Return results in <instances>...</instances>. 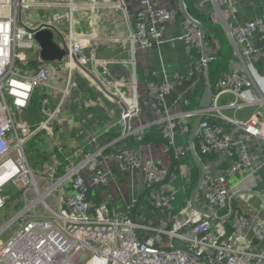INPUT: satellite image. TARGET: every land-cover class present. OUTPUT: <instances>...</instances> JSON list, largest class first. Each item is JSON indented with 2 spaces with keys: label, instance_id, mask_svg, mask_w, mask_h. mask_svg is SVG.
Listing matches in <instances>:
<instances>
[{
  "label": "built area",
  "instance_id": "obj_1",
  "mask_svg": "<svg viewBox=\"0 0 264 264\" xmlns=\"http://www.w3.org/2000/svg\"><path fill=\"white\" fill-rule=\"evenodd\" d=\"M199 1L205 8L204 0ZM208 1L210 19L224 28L236 59L212 85L208 107L200 106L201 95L195 107L184 109L180 104L190 103V87L177 91L176 86L191 81L194 68L202 65L207 75L214 56L208 54L206 61L202 58L201 38L207 32L186 19L180 9L159 8L153 0H140L134 26L128 21L127 40L133 50H158L168 40L165 28L181 14L183 31L171 40L183 42L189 53L193 48L201 52L199 58L191 56L193 61L185 72L176 70L172 77L165 73L162 78L152 72L147 96L140 101L136 80L133 93L124 90L122 82L115 81L111 88L103 79L106 62L100 70L104 75L88 66L83 49L92 44L91 36L77 29L82 4L75 0H0V213L9 200L4 192L12 187H22L24 203L0 228V235L13 229L0 246V264H264V189H255V176L264 166V19L239 23L231 0ZM89 6L98 10L95 4ZM115 7L127 18L126 0H118ZM41 9L50 15L40 16ZM45 28L66 49L62 59H42L35 34ZM256 35L263 44L255 43ZM59 62L61 67L56 65ZM53 72L63 86L51 81ZM77 72L120 106L122 123L127 115L130 120L140 116L143 107H149L156 118L137 128L130 126L117 139L110 136L116 126L107 124L99 135L106 142L91 151L77 148L64 154L69 163L66 172L58 175L59 165L48 160L46 173L36 175L28 160L27 143L40 131H48L67 105L71 91L79 87ZM36 94H42L38 106L33 102ZM30 110L41 112V118H30ZM17 115H21V124L16 123ZM197 116H201L200 124L191 139ZM37 121L39 125L32 129ZM150 128L166 142L172 156L169 166L140 152L139 145ZM179 136H186L187 142L176 144ZM97 139L94 136L90 142ZM131 139L134 144L128 146ZM118 144L122 148L113 151ZM107 153L118 161L121 171L143 173L149 204L164 214L157 224L130 215L128 210L135 208L137 199L123 211L88 197L91 185L103 188L109 182L112 173L104 168ZM83 172H89L92 184ZM196 172L198 181L187 195ZM42 182L47 186L41 188ZM199 183L196 208L192 195ZM249 193L261 202L244 212L237 202Z\"/></svg>",
  "mask_w": 264,
  "mask_h": 264
},
{
  "label": "crops",
  "instance_id": "obj_2",
  "mask_svg": "<svg viewBox=\"0 0 264 264\" xmlns=\"http://www.w3.org/2000/svg\"><path fill=\"white\" fill-rule=\"evenodd\" d=\"M75 1L82 4L80 12H77V16L81 17L77 29L79 32L91 36L92 44L90 43L83 49L88 59V66L103 74L100 70L103 69V62H106L107 72L105 75L103 74V79L111 88H114L115 81L122 82L123 89L133 93L132 82L136 80V93L139 100L143 101L147 96V78L145 76L155 71L161 78L165 76V73L167 76L172 77L176 70L185 72L189 62L193 61L187 45L180 41L171 40L172 37L183 31L181 15L171 21L165 28L164 35L168 40L160 49L143 50L135 48L133 50L127 40V35L130 32L128 21L134 26L140 0H126L129 12L127 18L122 10L115 7L118 0ZM153 1L159 8L180 9L179 0ZM194 1L201 8L200 1ZM204 2L205 8L210 7L208 0H204ZM231 3L236 21L239 23L264 19V0H231ZM90 4L97 5L98 10L92 11ZM64 26L67 27V24ZM254 41L256 44H263L258 35L255 36ZM211 46H213L212 50H215L216 42L211 43L209 48ZM76 78L79 87L71 91L67 105L58 113L49 130H44L47 132L46 139H43L42 142L38 141V147L43 150L40 155L46 159V162L52 160L54 164L59 165L58 167L65 160L64 154L77 148L91 151L97 145L106 142V139L99 135H101L107 124L116 126L110 134L112 138L121 137L125 130V124L118 119L120 106L108 100L105 94L92 87L90 80L81 72H77ZM51 81L59 82L63 86V82L58 81L55 72L51 74ZM38 105L39 100L36 106ZM28 115L31 116L30 118L37 120L41 118L42 113H39L38 110H30ZM248 115L249 113H247ZM155 118V113L149 107H143L140 116L131 118L130 126L137 128ZM94 136L98 139L95 142H90V139ZM184 142H187L186 136H179L176 140L178 145L184 144ZM122 145L118 144L113 151L122 148ZM59 147L61 150H59ZM139 150L144 156L153 158L164 166H169L172 162V156L164 140L144 143L139 145ZM110 155L107 153L104 160V168L107 172L112 173L109 182L103 188L91 185L92 196L95 199L98 196L99 199L106 202L121 200L123 201L121 203L128 205L130 201L138 199L144 192L143 173L140 171H121L118 161ZM191 162L194 165V162ZM83 177L92 184L89 172H83ZM255 182L256 190L264 189V166L258 170ZM97 189L101 190L100 195L97 194L99 192ZM260 202L259 197L249 193L242 195L237 203L242 211L248 212L251 204L259 207Z\"/></svg>",
  "mask_w": 264,
  "mask_h": 264
},
{
  "label": "trees",
  "instance_id": "obj_3",
  "mask_svg": "<svg viewBox=\"0 0 264 264\" xmlns=\"http://www.w3.org/2000/svg\"><path fill=\"white\" fill-rule=\"evenodd\" d=\"M186 2V5L188 7V10L190 11V14L198 19L200 23L202 24L203 29L207 32L205 34V41L207 44V52L209 51V45L211 43L216 42V49L212 50V54L214 58L208 62L207 66V72L209 79L214 86L215 83L218 81V79L223 75L225 71H227L231 64L235 61L236 55L234 52V47L232 43L230 42L224 28L222 25L218 22H215L210 19L211 15V8H199L195 1L193 0H184ZM181 15V14H180ZM210 53V54H211ZM191 56L195 58H199L201 56V52L193 48L190 52ZM36 62H32V65H35ZM189 75V73L187 74ZM192 80L188 82H183L181 84H178L176 87L177 91H182L184 88L190 87V103L188 105H184L183 103L180 104L181 108H193L198 104L199 97L203 94L204 89L206 88L207 81H206V69L202 65L201 69L194 68V71L192 73ZM154 76L152 75V72L145 76L146 79V84L147 80L149 78H153ZM193 80L195 81L194 83ZM41 95H35L34 97V105H37V97L40 98ZM173 95L170 97V100H172ZM33 105V107H35ZM158 140H163V138L159 135V133L154 129L150 128L149 130L146 131L144 134V138L142 139L141 143H148L151 141H158ZM131 144H134L133 139H131V142L128 144L130 146ZM140 144V145H142ZM87 151V150H86ZM204 157V156H203ZM214 157V156H210ZM205 158V157H204ZM69 167V163L64 160L63 164L59 167L57 174L61 175L64 172H66V169ZM196 178L194 177L191 185L189 186L187 190V195L191 193V191L194 189L197 181H198V175H195ZM98 190V189H97ZM99 192L97 193L100 195L101 190H98ZM93 190L92 187L90 188V193L88 194V197L90 199L96 200L98 203H101L103 200L99 199L97 196L96 199L93 198L92 196ZM147 192H143V194L137 199L136 206L133 210H128L130 215L132 217H136V219L140 222H151L154 224H157L159 221L163 219L164 214L156 209L154 206L149 204L147 200ZM106 202V201H104ZM123 201L121 200H113L109 201L108 203L113 206V207H118L123 211H127L126 209V204L121 203Z\"/></svg>",
  "mask_w": 264,
  "mask_h": 264
},
{
  "label": "water",
  "instance_id": "obj_4",
  "mask_svg": "<svg viewBox=\"0 0 264 264\" xmlns=\"http://www.w3.org/2000/svg\"><path fill=\"white\" fill-rule=\"evenodd\" d=\"M179 8H180V12L183 14V16L186 19H188L191 23L197 25L199 27V29H201V31H203L202 24L198 20H196L195 18L192 17V15L190 14L184 0H179ZM35 37L41 46L40 55L45 62L60 60L66 54V52H67L66 49L63 48L62 46H60L59 44H57L53 40V32L49 28H45V29L37 31L35 34ZM201 40H202V58L206 61L207 57H208V52H207V48H206V44H205V36L204 35H202ZM77 64L88 75H90L105 92L110 94L115 100H119V98L116 95L109 92L105 88V86L97 78V76L95 74H93L87 67L83 66L79 62H77ZM213 94H214L213 86H212V83L209 79L208 72H207V85H206V88L204 89V92L201 96L200 106L203 108L208 107L211 104V101L213 99ZM200 120H201V116H197L194 120L192 132H191V139H193L197 133V130H198V127L200 124ZM129 128H130V116L127 115L125 117V130H124V132L127 133L129 131ZM198 162L201 166L203 165L202 162L200 161V159L198 160ZM199 188H200V183L195 188L193 195H192V201H193V204L196 208H198L197 203H196V199H197V195L199 192ZM263 199H264V197H263Z\"/></svg>",
  "mask_w": 264,
  "mask_h": 264
},
{
  "label": "rangeland",
  "instance_id": "obj_5",
  "mask_svg": "<svg viewBox=\"0 0 264 264\" xmlns=\"http://www.w3.org/2000/svg\"><path fill=\"white\" fill-rule=\"evenodd\" d=\"M40 16H48L50 13L44 9H41L38 11ZM34 19H38L37 14H34ZM212 47L209 48L208 54L212 52ZM57 66L61 67V62L56 63ZM206 81H207V75H206ZM231 114L230 112H228ZM21 115H17V124H21ZM40 121H37L34 123L31 128L34 129L37 125H39ZM19 131L23 132V129L21 126H19ZM46 131H40L36 135L33 136L27 143L26 151L28 160L30 162L31 167L36 172V175H44L47 171V168L45 167L49 163L46 162V159L40 153H43V150L38 147V141H43V139H46ZM53 162V161H52ZM196 175H199L197 172ZM38 178V177H37ZM196 178V176H195ZM41 188H44L47 186V182L40 183ZM5 194L9 195V200H7V207L5 210H3L0 213V228L9 220L11 219L15 213L23 206L22 202V187H12L4 192ZM33 196L34 193H31ZM255 196V195H254ZM49 200H52V198H48ZM13 230V229H12ZM12 230L9 229L2 235H0V246L5 242L7 237L12 233Z\"/></svg>",
  "mask_w": 264,
  "mask_h": 264
}]
</instances>
